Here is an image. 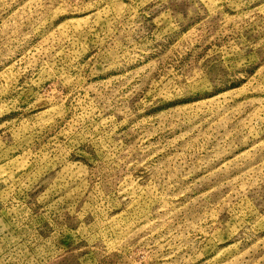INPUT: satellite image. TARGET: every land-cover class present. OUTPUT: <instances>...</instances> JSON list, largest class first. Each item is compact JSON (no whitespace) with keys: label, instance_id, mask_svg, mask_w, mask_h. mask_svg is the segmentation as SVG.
Wrapping results in <instances>:
<instances>
[{"label":"rangeland","instance_id":"rangeland-1","mask_svg":"<svg viewBox=\"0 0 264 264\" xmlns=\"http://www.w3.org/2000/svg\"><path fill=\"white\" fill-rule=\"evenodd\" d=\"M0 264H264V0H0Z\"/></svg>","mask_w":264,"mask_h":264}]
</instances>
